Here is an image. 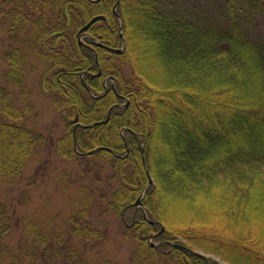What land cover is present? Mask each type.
I'll use <instances>...</instances> for the list:
<instances>
[{
	"label": "trees",
	"instance_id": "obj_1",
	"mask_svg": "<svg viewBox=\"0 0 264 264\" xmlns=\"http://www.w3.org/2000/svg\"><path fill=\"white\" fill-rule=\"evenodd\" d=\"M0 18L19 43L3 52L4 79L26 99L28 55L48 65L44 90L64 123L54 150L92 184L67 227L22 223L15 253L0 202V264H114L89 259L108 236L90 219L97 199L136 242L128 264H219L195 250L264 264V0H0ZM11 97L0 86L3 178L46 143L4 121L31 111Z\"/></svg>",
	"mask_w": 264,
	"mask_h": 264
},
{
	"label": "rangeland",
	"instance_id": "obj_2",
	"mask_svg": "<svg viewBox=\"0 0 264 264\" xmlns=\"http://www.w3.org/2000/svg\"><path fill=\"white\" fill-rule=\"evenodd\" d=\"M7 20L0 18V86L12 94L11 100L17 107H23L27 101L31 104V111L25 117L18 120L5 118L4 121L22 124L25 127L45 136L46 143L37 153L31 154L23 167L22 172L15 177H0V202L4 203L11 216V229L5 243L9 244L11 252L17 251L18 243L22 239L23 224L26 222L63 224L67 227L70 223V214L78 208L77 199H83L87 194V187H91L88 179L79 177V166L72 159L59 155L54 150V141L62 133L64 123L61 114L53 104L50 93L44 90L43 74L47 64L40 60L32 52L28 55V61L24 73L23 87L29 89L26 99H22L20 87L7 82L3 77V69L6 61L3 52L6 49L19 45L18 42L8 39ZM29 37V31H25L20 38ZM83 41L84 36H79ZM27 47V46H25ZM122 47L123 46H119ZM124 72L128 67H123ZM106 85V80L104 81ZM105 184L104 178L99 183ZM82 188V191L79 188ZM131 211L126 212L129 219ZM90 219L107 231V240L98 253H92L89 259H108L114 264H128L129 256L136 247V242L123 234L122 218L107 210L105 201L95 200L90 207ZM65 224V225H64ZM149 239V238H148ZM156 243L154 238L149 239ZM195 252L209 257L219 264H227L220 258L199 250ZM86 253H89L88 251ZM1 264H10L5 258ZM169 264V263H168Z\"/></svg>",
	"mask_w": 264,
	"mask_h": 264
},
{
	"label": "water",
	"instance_id": "obj_3",
	"mask_svg": "<svg viewBox=\"0 0 264 264\" xmlns=\"http://www.w3.org/2000/svg\"><path fill=\"white\" fill-rule=\"evenodd\" d=\"M116 5H117V2L115 3V5H114V8H113V12L115 13L116 11H115V8H116ZM99 18H103V16L102 15H96V16H94V17H92L89 21H87V23L86 24H84L81 28H80V32L81 31H83V30H85L90 24H92L95 20H97V19H99ZM116 51H118V52H120L121 50H122V47H118V48H116L115 49ZM149 182H151V179L149 180ZM140 198H141V196L135 201V205L136 206H142L141 205V201H140ZM145 215V214H144ZM153 223H156V224H160L158 221H152ZM163 229V227H161L160 228V230H162ZM151 238V235H150V237H149V239ZM151 244H155V243H153V242H150ZM206 262V261H205Z\"/></svg>",
	"mask_w": 264,
	"mask_h": 264
},
{
	"label": "flooded vegetation",
	"instance_id": "obj_4",
	"mask_svg": "<svg viewBox=\"0 0 264 264\" xmlns=\"http://www.w3.org/2000/svg\"><path fill=\"white\" fill-rule=\"evenodd\" d=\"M92 1H98V0H92ZM115 5V4H114ZM114 5H113V8H114ZM113 8H112V11H113ZM103 16V15H102ZM104 18V16H103ZM78 34L79 35H82V36H90V33L87 31V28L83 31L80 32V29L78 30Z\"/></svg>",
	"mask_w": 264,
	"mask_h": 264
}]
</instances>
